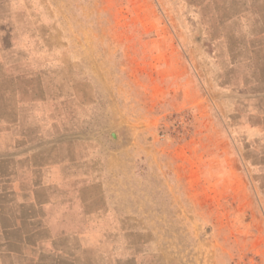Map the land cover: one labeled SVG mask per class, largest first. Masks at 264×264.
I'll use <instances>...</instances> for the list:
<instances>
[{
	"label": "rangeland",
	"instance_id": "rangeland-1",
	"mask_svg": "<svg viewBox=\"0 0 264 264\" xmlns=\"http://www.w3.org/2000/svg\"><path fill=\"white\" fill-rule=\"evenodd\" d=\"M262 93L264 0H0V107L131 191L169 264H264L242 133Z\"/></svg>",
	"mask_w": 264,
	"mask_h": 264
},
{
	"label": "crops",
	"instance_id": "crops-1",
	"mask_svg": "<svg viewBox=\"0 0 264 264\" xmlns=\"http://www.w3.org/2000/svg\"><path fill=\"white\" fill-rule=\"evenodd\" d=\"M258 107L242 133L264 220V106ZM22 113L0 107V264H169L168 254L149 252L151 241L125 199L131 191L109 189L105 175L74 169L56 147H43L41 127L27 128ZM258 239L264 261V234Z\"/></svg>",
	"mask_w": 264,
	"mask_h": 264
},
{
	"label": "water",
	"instance_id": "water-1",
	"mask_svg": "<svg viewBox=\"0 0 264 264\" xmlns=\"http://www.w3.org/2000/svg\"><path fill=\"white\" fill-rule=\"evenodd\" d=\"M112 137L116 139V135H112Z\"/></svg>",
	"mask_w": 264,
	"mask_h": 264
}]
</instances>
